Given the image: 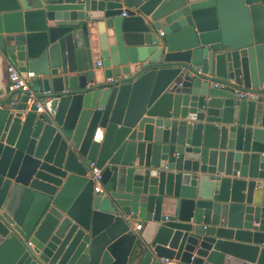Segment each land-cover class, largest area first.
I'll return each mask as SVG.
<instances>
[{
    "label": "water",
    "instance_id": "water-1",
    "mask_svg": "<svg viewBox=\"0 0 264 264\" xmlns=\"http://www.w3.org/2000/svg\"><path fill=\"white\" fill-rule=\"evenodd\" d=\"M8 63L0 264H264V0H0Z\"/></svg>",
    "mask_w": 264,
    "mask_h": 264
},
{
    "label": "built area",
    "instance_id": "built-area-1",
    "mask_svg": "<svg viewBox=\"0 0 264 264\" xmlns=\"http://www.w3.org/2000/svg\"><path fill=\"white\" fill-rule=\"evenodd\" d=\"M33 76V72H27L26 75L23 76L17 70L14 64L8 63L6 65V99L5 101H2V99H0V110L11 109L16 104V99L14 96L17 94L27 93L26 105L28 109L35 107L36 112H43L45 102L44 99L38 97L30 89V82ZM237 95L240 99L264 101V90H240L237 92ZM91 173L94 179L98 180L100 171L92 166ZM140 229L141 224L138 223L136 225V230ZM159 264H175V262L168 258H159Z\"/></svg>",
    "mask_w": 264,
    "mask_h": 264
},
{
    "label": "crops",
    "instance_id": "crops-1",
    "mask_svg": "<svg viewBox=\"0 0 264 264\" xmlns=\"http://www.w3.org/2000/svg\"><path fill=\"white\" fill-rule=\"evenodd\" d=\"M99 68H100V67H99ZM14 97H15V99H16V104H17V102H18V100H19V98H20V94H17V95H15ZM5 98H6V96H5ZM137 222H138V221H136V220H133V221L131 222V230H132L133 232H139V233H141V231L143 230V226L141 227L140 230L136 231V225H137Z\"/></svg>",
    "mask_w": 264,
    "mask_h": 264
}]
</instances>
